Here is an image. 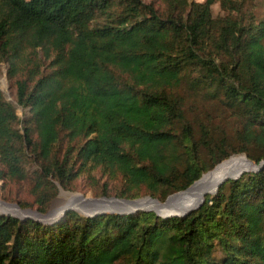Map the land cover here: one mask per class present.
Segmentation results:
<instances>
[{
    "label": "trees",
    "instance_id": "trees-1",
    "mask_svg": "<svg viewBox=\"0 0 264 264\" xmlns=\"http://www.w3.org/2000/svg\"><path fill=\"white\" fill-rule=\"evenodd\" d=\"M162 1L0 0V56L9 77L23 73L16 100L29 110L17 126L0 89V178H25L29 153L39 159L40 210L55 179L69 187L84 167L120 175L117 195L165 200L231 154L264 161V0L262 16L257 0ZM38 47L54 52L44 73L27 50ZM196 94L221 102L232 137L195 134L185 100ZM64 137L84 139L59 158ZM0 264H264V166L181 215L0 212Z\"/></svg>",
    "mask_w": 264,
    "mask_h": 264
},
{
    "label": "rangeland",
    "instance_id": "rangeland-1",
    "mask_svg": "<svg viewBox=\"0 0 264 264\" xmlns=\"http://www.w3.org/2000/svg\"><path fill=\"white\" fill-rule=\"evenodd\" d=\"M143 1L151 2L154 6L159 9L163 8L164 6V2L162 0ZM257 1L258 5L256 6L255 11L260 15L262 12V6L260 0ZM212 9L214 14H217L220 11L218 1L212 4ZM262 15L263 14H261V16ZM102 20L103 15L98 14L96 18L92 20V23H98ZM27 50H29V52L32 53L33 56L36 58V60L40 62V72H47L50 68L47 66V64L50 58L54 55V52L51 51V56L47 57L46 51L43 48H27ZM8 66V62L6 60H3L0 56V89L4 97L15 106L16 112L20 117V121L17 123V126L20 127L22 124V120H24L26 116H28L29 110L28 107H21L17 103L14 82L15 79L17 77H21L23 73H21V71H17L14 76L12 75V77H9ZM180 92H184V87L180 89ZM220 103L221 102L215 101L214 99H208L207 97L202 96L201 94L190 95V97L185 100L187 117L196 135L199 134L200 126L206 125L207 127H210L213 132V135L215 136L225 134L226 136L232 137L236 129L237 123L234 118L229 115V112L225 110L224 106ZM83 139L84 138L82 137H77L68 142L66 140V137H64L61 141L59 140V143L55 146V148H57L56 154L59 156V158L62 157L65 154V150L68 146L70 149L76 148V146L79 145V143L82 142ZM29 155L30 159L26 163L27 174L25 178L15 179L9 176H4L3 178H0V206L3 208L0 210L8 211L17 215L27 213L31 215V218L37 217L41 219H50V215L53 214V212L59 213L58 215H60L62 213L63 208L67 205H72L74 206V208L72 209L77 210L81 214H85L84 212L94 211L100 207V203H98L99 199H114L123 201L126 200L123 198H127L124 196L117 195L119 189L122 186V179L120 175H109L103 172L99 167H84L74 177V179L69 184V187L61 185L56 179L54 180L57 186L56 193L49 199L45 206V210L42 211L39 209L40 204L38 203V201H36V195L32 189L33 184L35 182L36 172L37 170H39V161H37L39 159H33V155L31 153H29ZM253 161L254 160H250V158H248L244 153L231 154L223 161L221 160L219 164L216 163L217 165L215 167L210 168V170L208 169L209 171H204L203 174H201L202 176L198 180H196L191 186L193 187L196 183L203 179L206 181H208L209 179H216L219 173L228 172L235 168H240L244 163L254 165ZM77 165L78 162L74 163L75 169L77 168ZM2 168L3 165L2 163H0V170ZM102 190H105L106 194L103 193ZM178 193H175L173 195H177ZM207 193L211 192H206L204 196ZM97 197L101 198L96 199ZM155 198L157 197L152 198V196L148 194L144 189H141L139 196L127 199H133L129 201H138L144 199L154 200ZM187 199L189 198L181 195L175 197L174 199H172V202L170 206H168V209L170 210V207H173L175 208V211L177 208L180 207V203L183 204ZM156 200H158V198ZM158 201L160 202L163 200L159 199ZM17 205L20 209L17 207ZM21 209L25 211H22ZM168 209L163 206L160 208V210H155L159 213H163L166 212ZM15 211L21 213H15ZM47 216L49 217L47 218Z\"/></svg>",
    "mask_w": 264,
    "mask_h": 264
},
{
    "label": "bare ground",
    "instance_id": "bare-ground-1",
    "mask_svg": "<svg viewBox=\"0 0 264 264\" xmlns=\"http://www.w3.org/2000/svg\"><path fill=\"white\" fill-rule=\"evenodd\" d=\"M244 161H246V160H244ZM251 166H253V165L244 163V164H242V166L240 168H235V169L230 170L228 172H222L221 171L222 173H219V174L217 173L218 175H217L216 179H209L208 181L203 179V180L199 181L198 183H196L193 187L191 186L186 191L178 193L177 195L170 196L164 203H161L156 199H154V200L144 199V200H138V201L99 199L98 203H100V207L96 210H99V209L123 210V209H129V208H134V207H146V208H152V209L154 208V209L160 210V208L163 206H165L168 209V206H170L172 199H174L175 197L180 196V195L185 196V197L190 199V200L189 199L185 200V202L183 204L180 203V207L176 209V210H183V209L188 208L190 206H193L196 203H198L199 201H201L202 198H204V194L206 192H212L216 188L218 182L225 175H234L235 173H237L241 169H243L245 167L248 168ZM0 209H3V208L0 206ZM174 209L175 208L170 207L171 211H174ZM170 210L168 209L166 212H168ZM22 211H25V210H22ZM166 212H163V213H166ZM15 213L20 214L21 212L15 211ZM163 213H161V214H163ZM23 214L24 213H22L20 215H23ZM58 214L59 213L53 212V214H51L50 217L51 218L56 217V215H58ZM48 217L49 216H47V218Z\"/></svg>",
    "mask_w": 264,
    "mask_h": 264
},
{
    "label": "water",
    "instance_id": "water-1",
    "mask_svg": "<svg viewBox=\"0 0 264 264\" xmlns=\"http://www.w3.org/2000/svg\"><path fill=\"white\" fill-rule=\"evenodd\" d=\"M223 160H224V159H223ZM223 160H222V161H223ZM250 160H251V159H250ZM220 162H221V161H220ZM220 162H218L217 164H219ZM253 162H254L253 167L243 168V169H241L240 171H238L237 173H235L234 175H225V176H224V177L218 182L216 188H215L211 193H214V192L217 190L219 184H220L224 179H226V178H228V177H238V176H239L243 171H245V170H256V169H258V168H262V167L264 166V161H263V160H261V161L258 162V163L255 162V161H253ZM217 164H215L213 167H215ZM209 170H210V169H209ZM209 170H207V171H209ZM207 171H206V172H207ZM202 174H203V173H202ZM201 176H202V175H201ZM201 176H200V177H201ZM200 177H199V178H200ZM199 178H198V179H199ZM198 179H196V180H198ZM196 180H194V181H193L189 186H187L186 188L181 189V190H178V191H176V192H173V193L167 195V197L165 198V200L160 201V202H161V203H164V202H165V201H166L171 195L186 190V189L189 188V187H190V186H191ZM102 197H106V196H102ZM113 197H114V196H113ZM98 198H101V197H97L96 199H98ZM115 198H117V197H115ZM152 198H153V197H152ZM123 199H126V200H133V199H127V198H123ZM155 199H157V198H155ZM158 200H159V199H158ZM203 200H204V198H202V200L199 201L198 203H196L195 205L190 206V207H188V208H185V209H183V210L168 211V212L163 213V214L159 213V212L156 211L155 209H153V210H155L157 214H160V215H163V216H169V215H181V214H185V213H187V212L190 211L191 209H194V208L198 207V206L201 204V202H202ZM17 206H18V205H17ZM174 207H175V206H174ZM69 208H74V206H72V205H67V206H65V207L63 208L61 214H63V213H64L67 209H69ZM137 209H152V208H146V207H134V208L123 209V210L99 209V210H94V211L84 212V213H85V215H92V214L99 213V212H107V211L127 212V211H134V210H137ZM0 212H1V213H6V214H12V215L17 216V217H20V218L31 217V215H30V214H27V213H24L23 215H17V214H14V213H11V212H7V211H4V210H0ZM61 214H60V215H61ZM60 215H58V216H56V217H54V218H50V219H41V218H37V217H34V219L39 220V221H43V222H49V221H53V220L57 219Z\"/></svg>",
    "mask_w": 264,
    "mask_h": 264
}]
</instances>
